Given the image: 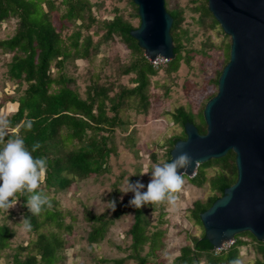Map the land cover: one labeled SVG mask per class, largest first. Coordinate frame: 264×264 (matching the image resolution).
I'll use <instances>...</instances> for the list:
<instances>
[{"label": "trees", "instance_id": "1", "mask_svg": "<svg viewBox=\"0 0 264 264\" xmlns=\"http://www.w3.org/2000/svg\"><path fill=\"white\" fill-rule=\"evenodd\" d=\"M130 3L139 17L138 7L133 0ZM56 12L60 14L55 16ZM199 12L203 22L210 19L213 26L219 25L208 6H203ZM169 13L174 19L171 28L174 57L166 62L162 70L171 75L179 71L182 63L189 65L192 56L182 40L188 33L181 25L182 11L174 9ZM10 19L16 20L14 34L0 39V49L3 53L11 54L8 77L17 85V91L21 90L23 84L26 86L18 98H9L6 93L10 108H15L8 120L11 122V134L22 136L29 150L36 142L41 145L33 153L34 157L47 159V171L43 180L45 185L39 190L47 194L48 189L61 191L77 181L105 176L110 172L112 157L118 154V146L114 140L116 131H124L128 123L124 121L122 111L127 106H132L139 113L147 112L151 104L147 87L151 77L158 73L138 41L131 36V31L138 27H134L120 14L110 20L98 21L90 0H0V27ZM71 22L80 24H76L77 28L71 34L64 33ZM95 23L103 31L101 38L96 41L93 36L99 35V31L86 35L82 32H89ZM118 39L136 56L123 70L124 75H135V86L129 88L119 85L114 92V84L102 83L96 78L87 85L83 97L74 87L75 81L65 71L67 61L77 58L88 60L102 42ZM229 58L230 51L227 62ZM222 70L215 80L217 84ZM215 95L216 93L211 95L207 102ZM131 97H138V102L130 104ZM203 111L200 123H196L194 115L186 112L183 107L172 115L174 123L181 127L182 132L181 135L171 137L167 161H171L170 153L176 142L186 138L185 125L188 122L194 123L200 133H206ZM27 121L33 122L30 130L25 127ZM211 166L220 168L209 179L212 194L206 202L196 201L192 208V216L203 230L201 214L237 180L235 154L231 151L223 158L200 164L192 178L182 175L191 184L202 187L207 181L205 169ZM132 198L133 196L122 200L113 198L115 207L112 204L110 216L84 208V221L90 227L87 242L92 246L103 241L109 224L128 213L134 215V222L127 232L131 239L130 254L112 263L101 258L97 264H124L128 260L147 264L148 258L156 255L163 242L165 232H150L151 224L146 219V209H154L160 203H149L136 209L129 205ZM14 200L16 204L20 202L24 216L31 225L28 231L36 234V237L27 246L19 247L13 264H59L66 249L62 230L69 233L72 231V226L64 222V213L57 204L52 205L50 200V208L45 207L39 215H32L25 206L26 197L23 194L18 193ZM3 211L4 209H0V215ZM49 227H56L57 231H41L42 228ZM242 236L250 237L256 244L258 256L254 264H264V242L257 240L249 232L236 235L233 244L217 255L214 246L205 237V232L200 237H191L192 244L182 246L171 264H232V261L239 259V252L246 245ZM13 237V229L5 222L0 223V255L11 246ZM145 246L149 247V251L143 256Z\"/></svg>", "mask_w": 264, "mask_h": 264}, {"label": "rangeland", "instance_id": "2", "mask_svg": "<svg viewBox=\"0 0 264 264\" xmlns=\"http://www.w3.org/2000/svg\"><path fill=\"white\" fill-rule=\"evenodd\" d=\"M90 2L98 21L110 20L120 14L134 27L140 25V17L136 16L130 0H90ZM165 3L169 12L174 9L182 11L181 25L188 31L182 40L192 56L191 63L189 65L182 63L178 72L168 75L162 70L166 61H157L158 73L151 77L147 87L151 102L147 112L139 113L136 107L132 106H127L122 111L123 119L128 123L124 131H116L114 140L118 146V154L112 157L108 174L77 181L65 190H46L52 205L57 204L64 213L65 224L72 226L70 233L65 229L62 230L66 249L59 264H97L101 258L112 263L130 254L131 239L127 232L134 222L133 213L123 215L113 224H109L103 241L92 246L87 242L90 227L84 221V208L110 216L113 198L122 200L133 196L132 192H122L128 179L130 183L139 181L146 186L150 180V173L140 175L144 167L161 159L167 161L171 137L181 135L182 129L174 123L172 115L178 108L183 107L186 112L194 115L196 123H200L201 112L208 98L218 92V84L215 80L228 63L231 38L223 32L220 25L213 26L210 19L205 22L201 20L199 9L208 6L207 0L206 2L165 0ZM76 24L80 23L71 22L64 33L71 34L77 28ZM15 25V19L3 24L0 27V39L13 35ZM96 31H99V35L93 36L95 41L101 38L103 32L100 31L98 23L93 24L89 32L82 30L85 35ZM135 57L120 39L109 40L102 42L88 60L78 58L68 60L65 71L75 81L73 85L83 97L87 85L96 78L102 83L114 84V92H116L119 85L129 88L135 86L133 82L135 75L123 74L125 66ZM10 58L11 54L3 53L0 49V115L6 116L7 119L15 108H10V102L5 95L9 94L7 95L9 98H18L26 86L23 84L21 90L17 91V85L10 81L8 77ZM138 100V97H131L129 103L135 104ZM205 170L207 181L202 187L191 184L187 177L184 179L185 184L177 194L178 200L175 205L165 201L154 209H146V219L151 224L150 232L156 230L165 232L156 255L150 256L147 264H171L179 255L182 246L192 244L191 237H200L204 233L192 216V208L196 201L206 202L211 196L209 179L215 176L220 168L211 166ZM44 185L43 181L40 187ZM143 190L146 191V187ZM22 218L25 216L20 202L4 210L0 215V223H7L14 231L11 246L0 255L3 264H13L14 255L19 252V247L27 246L36 237V234H30L28 230L22 229L20 224ZM41 231L49 233L57 229L49 227L42 228ZM241 239L246 245L239 252L240 264H254L258 256L256 244L248 236H242ZM148 251L149 247L145 246L142 255H146ZM124 264H139V262L128 260Z\"/></svg>", "mask_w": 264, "mask_h": 264}, {"label": "water", "instance_id": "3", "mask_svg": "<svg viewBox=\"0 0 264 264\" xmlns=\"http://www.w3.org/2000/svg\"><path fill=\"white\" fill-rule=\"evenodd\" d=\"M140 26L131 36L149 61L174 57L173 17L165 0H133ZM208 9L231 38L230 58L218 92L205 105L206 133L185 125L186 138L171 159L187 152L193 163L179 174L197 173L200 164L235 154L236 182L201 214L205 237L214 248L249 232L264 242V0H207Z\"/></svg>", "mask_w": 264, "mask_h": 264}, {"label": "clouds", "instance_id": "4", "mask_svg": "<svg viewBox=\"0 0 264 264\" xmlns=\"http://www.w3.org/2000/svg\"><path fill=\"white\" fill-rule=\"evenodd\" d=\"M32 121L25 123L26 129L30 130ZM11 122L6 116L0 115V209L8 210L16 202L14 197L20 193L26 197L25 206L32 215H39L45 207H51V201L47 194L40 191L47 171V159L34 157L33 153L41 147L39 142L32 145L31 150L26 146L25 140L20 135L11 134ZM193 163V158L187 152H180L171 161L158 160L150 166H145L140 175L150 173V180L145 186L136 181H126L124 193L132 192L133 198L129 205L139 209L152 203L167 202L175 205L178 193L185 184L184 177L178 169H186ZM146 191H142L145 189ZM115 207V202H112ZM23 230H30L28 218L21 219ZM0 264H3L0 261ZM232 264H240L239 260Z\"/></svg>", "mask_w": 264, "mask_h": 264}, {"label": "built area", "instance_id": "5", "mask_svg": "<svg viewBox=\"0 0 264 264\" xmlns=\"http://www.w3.org/2000/svg\"><path fill=\"white\" fill-rule=\"evenodd\" d=\"M160 60H163V61H168L167 59H165V58H162V57H158L157 59H156V61H155V63H153V61H150L155 67L158 65V63H157V61H160ZM196 174H194L193 176H191L190 178H192V177H194ZM235 240H231V241H229V242H226V243H224L222 246H220V247H218V248H214V252H215V254L217 255V254H219L222 250H225V249H227L228 247H230L232 244H233V242H234Z\"/></svg>", "mask_w": 264, "mask_h": 264}]
</instances>
